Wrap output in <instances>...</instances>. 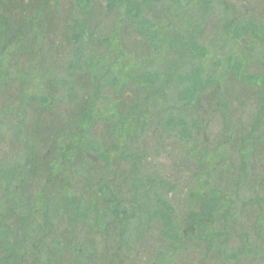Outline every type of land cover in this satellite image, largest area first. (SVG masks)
<instances>
[{
    "label": "rangeland",
    "instance_id": "374dc122",
    "mask_svg": "<svg viewBox=\"0 0 264 264\" xmlns=\"http://www.w3.org/2000/svg\"><path fill=\"white\" fill-rule=\"evenodd\" d=\"M43 1L11 2L14 29L0 25V264H264V0H52L49 15ZM193 89L189 113L175 104ZM18 118L41 125L36 150ZM76 119L71 167L54 148ZM33 153L65 177L47 200Z\"/></svg>",
    "mask_w": 264,
    "mask_h": 264
},
{
    "label": "trees",
    "instance_id": "16d2710c",
    "mask_svg": "<svg viewBox=\"0 0 264 264\" xmlns=\"http://www.w3.org/2000/svg\"><path fill=\"white\" fill-rule=\"evenodd\" d=\"M3 1H5V3L3 4ZM13 1H15V0H0V25L1 24H3L6 28H9V29H11V31L14 29V24H12L10 21V19H8L7 18V16H8V14H10L12 17H14V15L16 14V10H15V8H12V7H10V4H11V2H13ZM92 1L93 0H90V2L92 3ZM80 3H82V1L80 2ZM89 4V2L87 3V5ZM127 4V3H126ZM52 5H53V2H52V0H44L41 4H40V6H39V8L46 14V15H49V13L52 11ZM127 5H129V8L131 9L132 8V2L131 1H129L128 2V4ZM134 5V7L136 6V9L137 10H131V11H129V17L131 18V16H132V18L134 19L135 17H139V12H141V11H139L140 9H141V7H137V5L134 3L133 4ZM7 6H9V8H7ZM38 8V10H40ZM129 9V10H130ZM17 10H19V9H17ZM20 10H22V9H20ZM135 12V13H134ZM41 13V12H40ZM33 20H37V18H33ZM68 21H71L70 20V18H68V20L66 21V22H68ZM72 22V21H71ZM76 25H78V22L77 23H75ZM33 25H35V23H33V24H31V25H29L28 27H31L32 28V26ZM21 27H19V29H23V28H26L23 24H21L20 25ZM36 26V25H35ZM36 27H40V28H42V26H36ZM65 28H67L66 30H67V32H65V37L63 38L64 40L65 39H69V37H68V27H66V26H64ZM79 27V26H78ZM19 29H15L16 31L17 30H19ZM80 29V28H79ZM238 30V29H237ZM56 33H58L59 32V29H57V30H54ZM80 31H82V29H80ZM87 31V30H86ZM86 31H84V32H86ZM19 32H21V30H19L18 31V33ZM84 32H81V33H84ZM243 32V34L245 33L244 31H242ZM80 33V34H81ZM74 35H75V38H74V40L75 39H78V37H79V35L77 34V32H76V30H74ZM151 37V39H154V38H156L157 36L155 35V34H153V33H151V35H150ZM15 37L16 38H18L19 39V34H15ZM57 37H58V39H59V41L62 39V38H60V36L59 35H57ZM66 41V40H65ZM54 45H56V44H54ZM189 46V45H188ZM77 64H79V61L77 60L76 61V65ZM195 81V80H194ZM200 82H198V83H196V81L194 82V84H193V87H197V86H199L200 87ZM98 87H99V85H97ZM197 89H198V87H197ZM71 93H72V90L70 91V95H71ZM207 92H204L203 94H206ZM187 96H190V97H185L183 100H179V103H177V104H175V105H179L180 103H185V107H188V110H189V113L191 112V111H196V112H198L200 109H198L200 106H201V104L199 105V106H197V104L198 103H201V102H197L196 103V101H197V97L198 96H196L197 94H196V90L195 89H193L192 91H189L187 94H186ZM13 101V104L12 105H14L15 104V102L17 101V100H12ZM9 102H11V101H9ZM46 102V100H43V102L42 103H45ZM173 106V107H176V106ZM6 106H8V104H6ZM87 106V107H86ZM94 106V103L93 102H86V101H84L81 105H78L77 107H79L78 108V110H77V112H76V117L78 116L79 117V115H80V112H82L83 110H85L86 108H92ZM196 106V107H195ZM13 107V106H12ZM143 107V106H142ZM133 108H135V107H133ZM170 108V111H173V109L174 108H172V107H169ZM12 111L13 112H15V110L12 108ZM10 113V112H9ZM11 114V113H10ZM170 114H172V113H170ZM89 117V116H88ZM177 118H179V117H177ZM78 119V118H77ZM77 119H76V121L75 122H72L70 125H69V133H68V135H64L63 136V138L61 139V142H60V144L57 146V150H55V148H54V154H55V152L56 153H58L59 155H58V160H60V159H62V160H67L68 161V163H69V165L71 166V167H74V165L75 164H78V162H80L81 161V155H80V152H81V145H82V140H81V137H82V135L84 134V131L80 128V125H84L83 123H84V119H80L79 121H77ZM18 121H19V123L23 126V128L25 129V127L26 128H28L30 131H31V133L33 134V136H34V141H33V143H34V149L36 150V147H37V145L39 144V141H38V139H40V136L37 138L36 136H35V134H41V132H42V128H41V125L40 124H38V125H33V122L32 121H30L28 124L27 123H24V122H22L21 121V119H19L18 118ZM199 121V120H198ZM12 123L14 124L15 122L13 121V122H9V123H6V124H4V127H5V125H6V128L7 129H10L11 131H9V132H12V135H13V125H12ZM46 123V122H45ZM186 123H187V121L186 122H184V123H180V121L178 120L177 121V123H169V120H168V122H167V124L168 125H171V126H173V128L175 127V128H177V130H178V132H179V134H180V136H182L183 138H184V136H187L186 138H184V139H186V140H189L190 138L189 137H191V132L189 131V129L187 128V125H186ZM44 126V125H43ZM76 128H78L79 130H80V133L79 134H77L76 135V137L74 136V135H72L73 133H74V131L75 130H77ZM20 130H22V129H20ZM82 131V132H81ZM184 135V136H183ZM178 137H179V135H177ZM75 138V140H72L71 142H70V144H68V139H74ZM82 142V143H81ZM63 146V147H62ZM83 151H85V149L83 148L82 149ZM86 152V151H85ZM94 153V152H93ZM54 154L53 155H50V161H51V165H52V163L54 162ZM48 156V155H47ZM46 156V157H47ZM47 159V158H46ZM46 159H41L40 161H39V163L37 162V155H35V153H33V157H32V163L33 162H37V164L41 167L40 168V171L38 170L37 172H38V176L37 177H41V180H44L43 182H42V184L40 185V181L38 182L39 183V188H38V190H39V192H43V196L45 195V199L47 200L48 199V197H49V194H48V189L49 188H52V189H56L57 187L59 188V186H61V183H62V181H63V179H65V177L64 176H62V175H60L59 177H56V178H52V174H49V172H51L50 171V166H48V164L49 163H47L46 164ZM128 161H130V158H128L127 159ZM121 161L124 163V162H127L126 160H125V158H124V156L121 158ZM199 162H201V161H199ZM118 163L120 164V162L118 161ZM33 165V164H32ZM34 166L36 167V165H35V163H34ZM32 167L33 169L35 168V167ZM30 168V167H29ZM26 171H28V169L26 170ZM101 172H100V174H104L105 173V171L103 170H100ZM24 172V171H23ZM22 175V174H21ZM105 175V174H104ZM101 179L102 180H105V176H101ZM69 183V182H68ZM141 183V182H140ZM139 183V184H140ZM36 185V181H32L31 183H30V185H31V187H33V185ZM105 184V183H104ZM146 184V183H145ZM105 185H107V184H105ZM147 185V184H146ZM133 186V185H132ZM55 187V188H54ZM67 197V199H69L68 200V205L70 206L71 204L73 205V207H76V204H77V199L75 198V197H73L72 195L71 196H66ZM111 198H112V196H111ZM66 199V198H65ZM20 200V203L19 204H17V203H15L14 201L10 204V209H9V212L10 213H13L14 214V216H15V220H16V224H13V228L17 231V232H24L22 229L20 230L19 228H17V224H21V221H22V225L23 224H26V223H29V221H31V219L32 218H30V216H28V218H26L25 217V213H27L28 212V206H27V204H29V206H30V202H29V199H26V198H22V199H19ZM111 200H113L114 201V207H116V205H117V203H119V206L118 207H121V206H123V203H122V201L121 200H118V197H116V196H114ZM120 201V202H119ZM110 204H111V202H109ZM78 206V205H77ZM21 211V210H23V211H25L24 213H22V215H21V217H20V215L19 216H17V212L18 211ZM70 210V209H69ZM169 213V212H168ZM120 214V211L118 210L117 211V213H115V216L116 217H122V216H120L119 215ZM170 214V213H169ZM124 215L125 216H127L128 214H126V212L124 213ZM155 216L156 217H159V219L161 220L159 223H161V226H162V230H161V236L163 237V238H166V239H173V238H177L178 239V236H175L174 235V233H173V231L175 230L174 228H175V226H174V223H172V221L171 222H169L168 221V219H170L169 217H167V218H165V216L162 214V215H159V214H155ZM167 220V221H166ZM6 221V223H9V222H11L12 221V219H10V220H5ZM19 224V225H20ZM6 228H10V225H7L6 226ZM11 229V228H10ZM13 232H15L14 230H13ZM12 236H14V235H12ZM117 255H119V253H117ZM96 257L94 256L93 258H91V259H88L87 260V263L88 264H95V263H97V261L99 260V258L97 257L96 259H95ZM95 259V260H94ZM103 264V263H102Z\"/></svg>",
    "mask_w": 264,
    "mask_h": 264
}]
</instances>
